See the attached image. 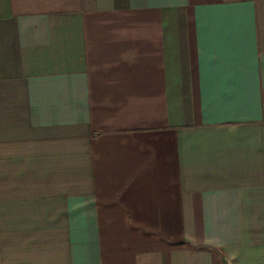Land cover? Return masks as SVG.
Returning <instances> with one entry per match:
<instances>
[{
  "label": "crops",
  "instance_id": "0c3cea01",
  "mask_svg": "<svg viewBox=\"0 0 264 264\" xmlns=\"http://www.w3.org/2000/svg\"><path fill=\"white\" fill-rule=\"evenodd\" d=\"M0 264H264V0H0Z\"/></svg>",
  "mask_w": 264,
  "mask_h": 264
}]
</instances>
